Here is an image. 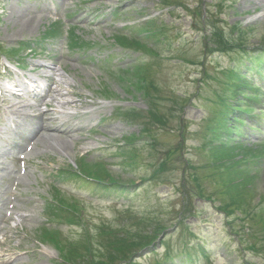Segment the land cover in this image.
I'll return each mask as SVG.
<instances>
[{
	"label": "rangeland",
	"instance_id": "374dc122",
	"mask_svg": "<svg viewBox=\"0 0 264 264\" xmlns=\"http://www.w3.org/2000/svg\"><path fill=\"white\" fill-rule=\"evenodd\" d=\"M55 2L66 14L59 33L50 37L55 19L32 14L38 10L34 0H0V169L6 167L0 188L7 187L12 172L8 138L15 131L8 119L25 128L50 112L75 127L65 150L34 143L42 151L31 153L29 175L18 182L17 195L34 217L22 220L23 212H12L9 230L0 236V264H68L59 260V247L37 243L42 224L56 229L62 244L66 239L83 242L88 231L100 259L106 254L115 262L132 251L138 255L135 264L161 261L166 252L171 258L162 264H264V56L258 55L264 50V0ZM161 26V41L146 33ZM213 28L231 41L233 50L217 47L210 37ZM122 35L142 42L148 51L123 50L114 41ZM76 36L87 44L78 46ZM30 41L39 43L29 44L35 53L20 44ZM126 45L139 50L131 42ZM253 56L260 60L246 66ZM17 62L24 70H18ZM23 71L26 77L42 73L55 78H46L54 89L48 105L18 90ZM146 81L149 89L140 88ZM235 82L239 91L230 88ZM223 99L243 111L228 109L225 131L214 136L206 127L210 118L224 113ZM152 109L163 116L161 122L149 117ZM126 113L136 115L126 119ZM147 122L150 135L143 131ZM182 133L174 169L158 183L149 164L176 148ZM81 162L89 171H95L93 163L104 165L121 185L96 189L66 174L84 173ZM190 173L199 177L198 185ZM61 200L72 204L78 224L53 221L58 217L47 213L50 202ZM103 225L117 234L115 246L101 244L105 237L98 232L112 235ZM159 225L167 227L164 235H158ZM151 237L152 247L140 248Z\"/></svg>",
	"mask_w": 264,
	"mask_h": 264
},
{
	"label": "bare ground",
	"instance_id": "6f19581e",
	"mask_svg": "<svg viewBox=\"0 0 264 264\" xmlns=\"http://www.w3.org/2000/svg\"><path fill=\"white\" fill-rule=\"evenodd\" d=\"M32 18H30L29 20H31ZM29 20L28 22H30ZM47 113L48 112H45L44 114L40 115L39 120L35 123V125L31 126L32 128H29L26 133H23V135L21 133V138L23 139V141L26 139H33L35 140V144L36 142H48V144L50 143V146L52 148H61L65 150V148L68 146L67 138L71 136L72 130L73 129L75 130L74 124L70 122V119H67L63 116L52 118L53 116L51 115V113L50 112L48 114ZM67 123L69 124L70 127L67 125ZM66 143H67V146H66ZM13 146H15L16 148L21 147V145L16 144V143H14ZM45 149H47L46 144L44 145L43 150ZM35 150H39V152L42 151V149H39L38 145L32 147L33 153ZM3 175L4 176L6 175L4 174V171H2V175H0V178H2ZM9 176L10 178L11 177L13 178L15 175H13L11 172ZM26 177L27 175L20 176L19 179L17 180L19 182L20 180L22 181ZM0 197H1L0 198V221L5 222L6 219L5 217L3 218L2 216V207L5 206L6 201L3 195ZM29 217H31V214L24 217V219H27ZM5 228L7 227L6 226L2 227L0 223V232L3 231Z\"/></svg>",
	"mask_w": 264,
	"mask_h": 264
},
{
	"label": "trees",
	"instance_id": "16d2710c",
	"mask_svg": "<svg viewBox=\"0 0 264 264\" xmlns=\"http://www.w3.org/2000/svg\"><path fill=\"white\" fill-rule=\"evenodd\" d=\"M211 36L214 38V41L213 42H215L216 44H217V47H221L222 49H224V50H230L231 49V46H229V42H231V41H229V40H227L225 37H224V35L219 31V30H217L216 28H213V30H212V32H211ZM118 40V39H117ZM119 41L120 42H128L127 41V38H125V37H120L119 38ZM118 41V42H119ZM133 43H137L136 41H134ZM207 48V47H206ZM208 49V48H207ZM231 50H233V48L231 49ZM239 51V50H238ZM234 68V67H233ZM137 69H138V67H137ZM141 71H136V75L138 76V78H142V79H144L145 78V76H142L141 74ZM233 77H235V78H239V74L238 73H235V74H233ZM238 85V83L237 82H235V84L233 83L232 84V86H234V90L235 91H239V89H236V86ZM143 86V87H142ZM142 86H140V88H144V86L145 87H147L148 88V86H146V85H144V84H142ZM149 89V88H148ZM145 92H147L148 94H149V90H145ZM227 100L226 99H223V102H222V107H223V109L222 110H224V113L223 114H221V115H219L218 117H212V118H210V122H209V125L206 127V130H208L209 129V131H211L212 133H213V135L215 136V135H219L218 133L219 132H223V131H225V129H226V123H227V121H226V115H227V113H228V110H227ZM220 106V107H221ZM154 111V110H153ZM219 114V111H218V113L216 114V116ZM226 114V115H225ZM133 115H136V114H125V116L127 117V118H129V117H131V116H133ZM215 116V115H214ZM150 117L152 118V119H156V117H157V114L156 113H151L150 114ZM213 122V124H212V122ZM146 130H149L148 128H146ZM209 141V140H208ZM207 142V141H206ZM214 162H212V164H213ZM163 165H165L166 164V162L165 161H163V163H162ZM92 168V167H91ZM88 169V168H87ZM100 166H98V165H96L95 166V171H90V173L95 177V180L97 181V182H99V183H101L102 185H104L105 187L106 186H108V183H111V185H114V186H118V185H121V184H119L118 182H117V180H116V178L117 177H115V176H113L112 174H110L109 172H106L105 170H103L104 171V173H101L100 172ZM97 172H100L101 174H99V173H97ZM91 175V176H92ZM193 180H195V181H197L198 180V176L197 175H194V177H193ZM189 192H191V191H189ZM263 225H264V221H263ZM109 260L110 261H114L115 260V258L114 257H110L109 258Z\"/></svg>",
	"mask_w": 264,
	"mask_h": 264
}]
</instances>
